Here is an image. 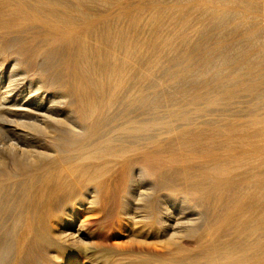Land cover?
Masks as SVG:
<instances>
[{
    "label": "bare ground",
    "instance_id": "obj_1",
    "mask_svg": "<svg viewBox=\"0 0 264 264\" xmlns=\"http://www.w3.org/2000/svg\"><path fill=\"white\" fill-rule=\"evenodd\" d=\"M263 10L0 0V264H264ZM113 177L129 246L91 247Z\"/></svg>",
    "mask_w": 264,
    "mask_h": 264
},
{
    "label": "rangeland",
    "instance_id": "obj_2",
    "mask_svg": "<svg viewBox=\"0 0 264 264\" xmlns=\"http://www.w3.org/2000/svg\"><path fill=\"white\" fill-rule=\"evenodd\" d=\"M263 30H264V24H263L261 30L259 31L260 33L258 32V34H257L258 39L261 41V43L258 39H257L258 41L257 40L254 41L255 42L254 44L257 46H259V45L261 46V44L262 45L264 44V31ZM241 40H242V42H241ZM241 40L239 41V44H243V43L245 44V40L244 39H241ZM263 96H264V91L262 90V99H264ZM251 100L252 99L250 97L241 96V97L236 99L234 104H232L228 107H225V108H218L217 113L219 114V113L223 112L224 114H226V115L229 114L231 116L245 115L246 113H249L256 108H259L260 106H263V104H264V103L261 104L262 103L261 100L259 102L253 101V100L251 101ZM251 104H254V105H251ZM119 109L121 111H123V107L122 108L115 107L112 111L113 113H111V116L109 115L110 124L106 128V131H110L115 126L121 124L120 123L121 121L119 120V117H118L121 114V111ZM248 109H250V110H248ZM145 110H147V112ZM140 111L142 113H140ZM143 111H144V113H143ZM149 111H150L149 109H140L139 114H141L140 116L143 119H145V117H146L145 115H147V113ZM116 112H118V113H116ZM143 114H144V116H143ZM4 125L7 126L9 124L4 123ZM4 132L6 133L5 129H4ZM3 135H4V133H3ZM3 135L1 134L0 139L2 137H4ZM5 135L7 136V133ZM6 136L4 137V139L2 138L0 141H2V140L5 141V138H7ZM2 143H4V142H2ZM114 181H116L115 177H113L111 179V184H108V186L106 187V191H107L106 194L108 193V196L101 203L99 215L98 214L97 215H90L91 218H94L95 220L98 219L100 221H96L93 224H91L85 228L86 234L90 237V240H91V244H90L91 247H96L98 244H102V246L112 247L114 245V244H112V242H114L115 244L120 246V248H124V247L129 246V243L127 241L128 239L126 238V236H124L125 235L124 223H123L124 219H123V217L120 216V213H119V208L121 206H123V201L121 199H119V193L120 192L117 189V187L115 185L116 183ZM174 214H175V212H174ZM119 223H121V226L119 225ZM122 226H123V228H121ZM103 243H105V244H103ZM181 243L193 245L195 243V239L194 238L193 239L185 238V239L181 240ZM125 245H127V246H125ZM155 251L156 252H163V249L161 250V246L157 245V246H155Z\"/></svg>",
    "mask_w": 264,
    "mask_h": 264
}]
</instances>
